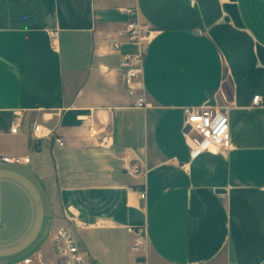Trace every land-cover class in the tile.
I'll list each match as a JSON object with an SVG mask.
<instances>
[{"label":"crops","instance_id":"obj_1","mask_svg":"<svg viewBox=\"0 0 264 264\" xmlns=\"http://www.w3.org/2000/svg\"><path fill=\"white\" fill-rule=\"evenodd\" d=\"M134 9L157 32L146 110L131 107L112 49L136 51L124 37ZM211 100L231 149L193 159L184 109ZM34 124L54 135L33 139ZM3 157L30 162L0 161L1 264H63L60 229L86 264H264V0H0Z\"/></svg>","mask_w":264,"mask_h":264},{"label":"built area","instance_id":"obj_2","mask_svg":"<svg viewBox=\"0 0 264 264\" xmlns=\"http://www.w3.org/2000/svg\"><path fill=\"white\" fill-rule=\"evenodd\" d=\"M130 21L127 23L124 37L126 44L135 47L134 53L121 54L120 48L122 43L115 41L112 44L114 52L120 54L119 70L122 74L124 84L128 91V97L131 102V107L141 110L148 108L146 101L145 90L142 85L141 75L147 58L148 47L155 39V32L150 25L142 23L138 18L136 9L129 10ZM51 39L56 42L58 32H51ZM253 106L261 105V97L256 96L252 102ZM23 122L22 114H15L12 120L11 132L17 134ZM190 129L188 133L185 131ZM184 132L189 138L191 144V156L196 159L204 153L222 154L225 155L231 149L230 138V120L225 111L216 110L212 106H204L203 108H185L184 109ZM92 137H98V144L101 148L109 147L110 133L100 137L101 133L90 128ZM32 138L35 140H44L52 137L54 131L47 129L39 124H34L31 130ZM56 144L63 147V141L58 138ZM1 162L7 164H29V158H10L3 157ZM143 167L140 165H132L130 174L134 177L140 176L143 173ZM139 196L141 200L146 199V191L140 190ZM78 227V226H76ZM129 229V232H132ZM136 243L133 247L138 251L146 244V236L143 231H139ZM53 244L58 251L63 264H86L85 254L80 250L76 242L74 233L68 229H60L53 235ZM34 261L41 263L42 258L37 255L35 259L28 258L23 261V264H33ZM1 264V263H0Z\"/></svg>","mask_w":264,"mask_h":264},{"label":"water","instance_id":"obj_3","mask_svg":"<svg viewBox=\"0 0 264 264\" xmlns=\"http://www.w3.org/2000/svg\"><path fill=\"white\" fill-rule=\"evenodd\" d=\"M214 105H215V102L213 100H211L209 106H214ZM189 131H190V129L187 128V130L185 132L188 133Z\"/></svg>","mask_w":264,"mask_h":264}]
</instances>
